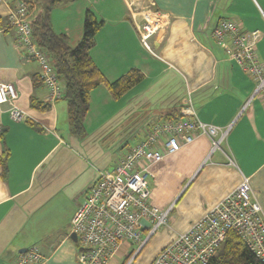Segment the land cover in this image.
<instances>
[{
	"label": "crops",
	"instance_id": "crops-1",
	"mask_svg": "<svg viewBox=\"0 0 264 264\" xmlns=\"http://www.w3.org/2000/svg\"><path fill=\"white\" fill-rule=\"evenodd\" d=\"M34 1L31 22L44 13L42 1ZM113 1L68 0L56 5L50 15L54 32L66 35L75 47L83 37L85 13L92 11L104 25L90 53L106 79L114 82L133 69L145 77L120 99L104 86L94 90L86 136L97 137V143L116 150L120 157L145 138L151 125L179 118L190 104L201 122L231 127L222 151L210 158L212 142L200 136L154 168L151 203L172 211L169 228L156 236L159 243L151 264L177 234L186 232L244 177L250 180L264 214V102L255 99L241 113L255 83L212 37L222 19L238 21L246 32L259 31L257 52L264 65V0H116L119 10ZM13 4V0L0 2V81L16 87L17 106L25 118L13 121L10 107L0 106V158L9 153L5 178L0 166V264H14L28 245H37L47 264H77L79 244L70 239L71 222L99 175L72 195L69 181L74 167L67 158V141H75L68 105L65 100L47 104L40 67L19 52L15 31L9 26ZM144 10L158 11L166 22L154 42L158 58L143 47L135 24ZM57 17L65 21L59 29L54 25ZM162 87L169 94L166 99ZM63 186L71 192L69 199L62 197L67 191ZM128 255L129 246L123 245L118 257Z\"/></svg>",
	"mask_w": 264,
	"mask_h": 264
},
{
	"label": "built area",
	"instance_id": "built-area-1",
	"mask_svg": "<svg viewBox=\"0 0 264 264\" xmlns=\"http://www.w3.org/2000/svg\"><path fill=\"white\" fill-rule=\"evenodd\" d=\"M0 2L8 4L9 0ZM34 6V0L15 2L8 22L15 31L19 52L39 65L40 77L47 90L46 102L54 105L63 100L65 88L50 54L40 49L34 39L30 21ZM142 14L135 17L140 41L152 57L158 58L154 42L164 31L166 22L158 11ZM212 37L255 83L254 92L241 113L255 99L264 102V65L257 52L261 33L246 32L238 21L222 19L213 29ZM18 100L16 87L0 81V106L8 105L10 116L16 122L25 118L17 106ZM230 130L231 127L201 122L191 104L179 118L151 125L142 141L120 155L113 170L99 174L78 206L71 222V234L77 235L79 244L77 264H108L118 257L123 245L129 246L130 257L126 264H132L160 230L169 227L172 207L161 210L150 200V181L156 177L154 168L200 136H206L212 142L210 158L216 151H222ZM230 165L237 167L232 160ZM231 233L264 264V214L250 180L245 177L201 219L191 223L186 232L177 234L151 264H211ZM14 264L47 263L39 247L32 246L26 253L19 254Z\"/></svg>",
	"mask_w": 264,
	"mask_h": 264
},
{
	"label": "trees",
	"instance_id": "trees-1",
	"mask_svg": "<svg viewBox=\"0 0 264 264\" xmlns=\"http://www.w3.org/2000/svg\"><path fill=\"white\" fill-rule=\"evenodd\" d=\"M33 1V0H29ZM43 15L31 22L33 36L40 49L48 52L65 93L63 100L68 105V121L71 134L76 138L86 136L85 120L90 108L91 93L101 86L108 89L114 99H120L144 80L143 73L138 69L131 70L127 75L114 82H109L91 57V50L96 45V36L104 25L92 11H86L84 17L83 37L75 47L70 45L64 34H57L51 26L50 15L56 5L68 0H41ZM17 2V0H13ZM8 151L0 158L2 176L8 173ZM211 264H262L254 255L247 251L240 239L233 233Z\"/></svg>",
	"mask_w": 264,
	"mask_h": 264
},
{
	"label": "rangeland",
	"instance_id": "rangeland-1",
	"mask_svg": "<svg viewBox=\"0 0 264 264\" xmlns=\"http://www.w3.org/2000/svg\"><path fill=\"white\" fill-rule=\"evenodd\" d=\"M113 2H115V8L119 10L118 9L119 5H116L117 3L116 0H114ZM95 8L96 6L94 7V9ZM148 12L149 11L144 10L142 15H146V13ZM74 19L76 20V17H74ZM138 19H140L139 16H138ZM56 20L59 22H55L54 25L56 29H59L61 25L65 23V21L59 20L58 17L56 18ZM152 61H156V60L153 59ZM161 89L164 90L163 91L165 93L164 98L166 99L169 95L167 92V89H165L164 87H162ZM153 91H155V89ZM101 112H102V109L99 110L98 114ZM94 138H97V137L92 136V135H89V136L87 135L84 138L74 137L73 139L75 142H70L69 140L67 141L69 144L67 147V149L69 150V153H68L69 156L67 158H68L69 163L73 165L74 167L71 170V173H70L71 178L69 181L70 186H72V188H69V189L72 190L73 192L72 195L74 194V196L80 193V191L83 190V188H85L87 184L91 183L92 181L94 182L95 177H97L101 172L113 170L114 166L112 165V162L115 159L119 158V155L116 153V150H113L112 148L109 149L107 147L102 146V144L97 143ZM134 142H135V139L133 138L132 144ZM63 187H65L64 189L67 190L66 189L67 186H63ZM69 189L66 192H63L62 194V197L65 200L66 198L69 199L68 194L71 193ZM166 228H169V227H166ZM163 229L164 228H162L160 232ZM156 236L145 246V248L142 250L140 255L132 262V264H148L150 262L154 254V251L157 248L158 243H159V239H157L158 237ZM32 246H37V245H30V246L28 245L27 248L32 247ZM129 257L130 255H128L125 259H121L117 257L115 261L118 262V264H126L129 260ZM5 264H7V262Z\"/></svg>",
	"mask_w": 264,
	"mask_h": 264
},
{
	"label": "water",
	"instance_id": "water-1",
	"mask_svg": "<svg viewBox=\"0 0 264 264\" xmlns=\"http://www.w3.org/2000/svg\"><path fill=\"white\" fill-rule=\"evenodd\" d=\"M17 1H21V0H17ZM70 239L74 242V243H77L78 242V238H77V235L76 234H71L70 235ZM26 253V249H23L20 254H24Z\"/></svg>",
	"mask_w": 264,
	"mask_h": 264
}]
</instances>
